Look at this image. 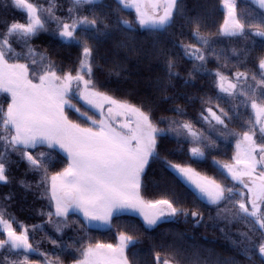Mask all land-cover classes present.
Instances as JSON below:
<instances>
[{"label":"snow or ice","instance_id":"obj_1","mask_svg":"<svg viewBox=\"0 0 264 264\" xmlns=\"http://www.w3.org/2000/svg\"><path fill=\"white\" fill-rule=\"evenodd\" d=\"M11 2L24 13V20L5 21L0 31V96L10 100L6 107L0 104V182H10L13 155L39 174L37 187L43 188L51 209L41 214L61 235L72 223L79 225L70 221L73 214L85 222L81 228L94 223L111 227L113 218L125 212L138 214L149 228L180 216H191L200 225L204 215L199 210L190 211L172 198L147 199L142 194L150 162L161 161L192 187L196 199L215 206L216 215L209 220L224 222L228 231H221L233 249L249 261L258 255L264 264V54L255 58L254 67L248 66L256 45L251 38H261L264 49V0H254L260 11L243 17L237 0H221L225 14L216 35L251 42L219 50L213 34L201 30L200 19L187 16L183 0H117L118 11L133 10L134 18L117 16L114 26L150 34L151 50L145 55L163 58L164 74L154 80L162 98L175 99L166 94L175 88V80L183 78L182 60L191 64L185 85L194 83L197 76H211L215 95L205 92L197 97L201 109L195 122L184 118L187 112L180 105L170 109L175 116L156 120L149 101L133 102L105 90L107 85L98 78L103 67L98 64L97 45L112 36L113 25L107 13L97 11L102 0H69L64 15H57L56 0H47V6L40 0ZM181 18L191 26L189 41L176 39L170 32ZM42 33L79 49L74 68L62 67L48 50L34 45ZM163 36L169 37L171 47L160 39ZM119 47L136 51L126 42ZM233 57L234 70L228 64ZM210 61L217 64L215 69L208 68ZM122 71V63L109 69L117 76ZM234 121H242L241 131L230 127ZM169 138L190 145V156L197 162L234 141L230 158L212 156L224 179L162 156L163 141ZM53 152L65 157L63 167L55 171ZM20 183L30 187L23 180ZM11 199L8 195L0 202V264H40L30 259L32 254L42 257L43 264H64L60 253L70 246L64 243L53 255L41 251L33 236L44 226L17 220L8 211ZM234 225L244 227L233 232ZM84 239L74 241L80 247L72 264H133L129 249L139 242L127 231H118L116 243H83ZM154 259L155 264H200L198 258H186L177 249L163 256L155 251Z\"/></svg>","mask_w":264,"mask_h":264},{"label":"trees","instance_id":"obj_2","mask_svg":"<svg viewBox=\"0 0 264 264\" xmlns=\"http://www.w3.org/2000/svg\"><path fill=\"white\" fill-rule=\"evenodd\" d=\"M40 2L47 6V0H40ZM56 4L57 15H64L69 6V0H56ZM183 4L187 16L198 17L201 21V30L212 33V38L219 41L216 45L218 50L230 47L241 48L245 43L251 42V40H228L216 35L219 26L223 23L225 14L221 0H183ZM119 8L116 0H102L101 7L97 9L102 14L107 13L108 22L113 25L112 36L108 39H102L97 45L98 64L103 67V71L98 72V78L107 85L105 90H110L117 96L130 99L133 102L149 101L154 109L153 115L156 120L162 116H175V113L170 109L180 105L187 112V116L184 118L195 122L199 118L201 109L197 97L205 92L209 95H215L216 90L211 76H197L194 83L185 85L186 70L191 68V64L182 60L180 71L183 78L175 80V88L166 94L174 96L175 99L166 100L162 98L154 87V80L164 74L163 58L145 55L147 51L151 50L153 37L143 30L129 33L117 29L114 26L117 16L126 19L134 18L133 11H118ZM237 8L242 17L245 13L251 16L260 11L258 6L249 0H237ZM12 20L23 21L24 13L15 8L11 0H0V31L4 29L5 21L10 22ZM181 24H183V28L180 27ZM170 32L175 34L174 38L176 39L191 40V26L182 18L177 20ZM160 39L166 46L171 47L168 36H163ZM251 39L256 40V45L249 57L248 66L250 68L254 67L255 58L264 54V49L260 46L261 38L252 37ZM121 42L131 44L136 51H130L127 47H119ZM33 43L38 49L48 50L53 59L62 67L74 68L76 66L79 49L75 46L62 44L59 40L53 39L49 33H42L40 37L34 39ZM226 55H230V52ZM125 57L126 59H124ZM118 63H122L124 68L120 76L109 72V69ZM236 63L234 57L229 59V68L234 70L233 65ZM216 67L217 64L214 61L209 62V69ZM240 70L243 71L244 69L241 68ZM227 74L231 75V71H228ZM185 96L190 99H186ZM153 101L154 103H152ZM222 106L226 107V105ZM241 122L234 121L230 127L241 131ZM160 127H166V125L160 124ZM197 127H201V125L197 124ZM163 144L162 156H166L168 160L173 163H191L198 171L221 180L224 178L213 164L212 156H216L217 159H228L234 151V141H232L227 145H221L220 152H214L206 160L201 159L197 162L196 158L190 156L188 151L190 145L178 142L175 138L166 139ZM53 156L56 160V166L52 170H59L65 163V157L61 153L57 154V152H53ZM11 159L15 163L10 168V182L7 184L0 182V202L3 201L4 197L11 195L12 199L9 202L8 211L24 224L29 226L40 225L47 218L39 211V208L46 207V200L40 195V187H37L40 176L29 171L26 163L20 161L16 155H13ZM22 180L30 187L26 188L24 184H21L20 181ZM143 182L142 194L147 199L162 197L175 199L190 211L199 210L202 212L204 221L200 225H196L191 216L188 218L180 216L159 222L156 226L149 228L139 216L124 213L113 218L111 227L100 229L81 228L79 225H84V221L76 215H71L70 221H79V225L72 223L70 227L64 229L62 235L45 225L43 230H37L33 239L40 242L41 251H46L50 255L59 253V248L67 243L70 247L60 253V259L63 260L64 264H71L72 260L79 256L76 249L80 247V244L74 243V241L85 237L83 243H87L89 240L91 242L116 243L118 231H127L139 240L135 247L129 249V259L133 261V264H155V251H161L163 256L164 252L173 249L179 250L181 255L186 258L193 260L198 258L200 264H232V261H235L236 264H261L258 255L254 261H249L233 249L230 241L225 238L224 232L221 231V228L228 231L224 222L209 220L210 216L216 215L215 206L206 205L196 199L192 187L178 178L171 169L166 168L161 161L150 162ZM213 224H217V226L213 227ZM237 227L243 228L244 226L234 225L232 231L235 232ZM49 238L56 239L58 244L53 245Z\"/></svg>","mask_w":264,"mask_h":264},{"label":"rangeland","instance_id":"obj_3","mask_svg":"<svg viewBox=\"0 0 264 264\" xmlns=\"http://www.w3.org/2000/svg\"><path fill=\"white\" fill-rule=\"evenodd\" d=\"M117 1V0H116ZM249 1H251L252 3H254V0H249ZM255 4V3H254ZM256 5V4H255ZM131 11H133V10H131ZM134 12V11H133ZM7 102H10V100L9 101H6L4 98H3V96H0V104H4V106L6 107V105H7ZM78 106L79 107H81L82 108V110H87V107L86 106H84L82 103H80V104H78ZM93 113L92 112H89V115H92ZM63 156H64V154L62 153V152H60ZM173 173H175L173 170H171ZM176 175V174H175ZM181 180H182V178H180ZM183 181V180H182ZM187 184V183H186ZM188 185V184H187ZM188 186H190V185H188ZM191 187V186H190ZM39 191H40V195H41V197H43V198H45V200H46V203H45V208H43V207H41V208H39V211L40 212H47V211H49V210H51L50 208H49V201H48V199L45 197V196H43L42 195V193H43V188L42 187H40V189H39ZM125 213H127V214H135V215H137V216H139L138 214H136V213H129V212H125ZM121 214H124V213H121ZM73 215H76V216H78L80 219H82V217H80L78 214H73ZM140 217V216H139ZM141 219H142V217H140ZM83 220V219H82ZM143 220V219H142ZM85 223V222H84ZM40 225H43V226H45V225H47L49 228H51L52 230H54L55 231V228L52 226V225H50V224H48L47 223V218H46V221L44 222V223H41ZM147 226V225H146ZM87 227H93V228H100V229H104V228H109V227H107V226H104V225H101V224H93L92 226H87ZM148 227V226H147ZM152 228V227H151ZM43 229H44V227H43ZM19 230V229H18ZM56 232V231H55ZM0 238H3L2 236H0ZM33 242H34V244H35V240L33 239ZM31 256H33L32 258H31ZM30 259H32V260H34V261H36V260H38V261H40V264H43V259H42V257H40V256H38V255H36V254H32V255H30ZM72 264V263H71Z\"/></svg>","mask_w":264,"mask_h":264}]
</instances>
